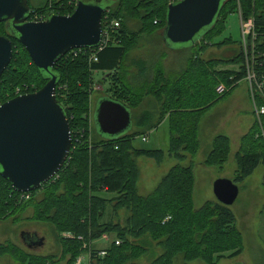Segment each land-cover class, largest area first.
Masks as SVG:
<instances>
[{
	"label": "trees",
	"instance_id": "16d2710c",
	"mask_svg": "<svg viewBox=\"0 0 264 264\" xmlns=\"http://www.w3.org/2000/svg\"><path fill=\"white\" fill-rule=\"evenodd\" d=\"M104 1H109L112 5L102 17V30L111 22H119V29L111 35L112 42L100 50L95 48L71 51L60 59L53 69L58 78L56 101L67 117L72 136V149L66 164L57 179L29 193L30 200L19 204L16 198L21 194L14 192L0 177V210L9 212L15 209L23 213L31 206L34 214L32 220L50 224L57 238L62 240L60 259L56 260L55 255L41 256L21 247H15V251L13 249L11 252L7 247L0 246V260L6 258L11 264H58L61 258L68 257L66 263L73 264L76 258L84 253V244L100 239L103 234H110L118 238L121 244L109 246L107 256L98 260L97 264H142L140 259L148 252L147 240L150 245L153 242L162 250V253L148 264H175L177 257H181L183 264H188L190 260L216 264L225 258L220 257V253L215 257V253L227 250L221 240L233 232V215L229 208L219 203L211 206L213 208L207 205V208L196 212L192 205L195 187L194 165L192 162L187 167L181 164L189 159L188 157L194 158L197 155L200 119L216 103V99L221 98L215 93L216 86L223 84L234 87L244 80L245 69L241 48L231 60L204 61L200 55L210 45L222 46L227 42L231 43L225 41L213 45V41L207 40L212 37L217 23L222 20V30L218 34L220 35L227 17L239 12L243 20H253L258 47H264V3L259 5L263 10L256 9V3L264 0H227L214 27L191 47L192 55L180 71L166 72L163 65L158 63V70L152 72L149 78L144 61L134 62L122 72L123 58L132 43L135 45L134 37L149 36L156 33L155 31L162 32L168 5L181 0ZM76 2L77 0H73L61 4V1L55 5L57 7H50L51 10L48 11V6L45 9L38 8L29 0L28 21L47 19L50 15H69L75 9ZM229 5L233 8L227 11ZM130 21L138 23L137 34L129 30ZM0 25L3 27L0 36L7 37L13 44L12 61L0 81L2 105L19 95L35 93L41 89V85L33 82V77L42 83V87L47 80L35 68L23 46L11 35L7 24ZM215 37L213 36L212 40ZM156 38L160 39V35H156ZM93 55L96 62L92 60ZM221 64L236 65L238 71L218 70V65ZM96 72L111 75L113 80L120 84L118 86H122L129 95V102L133 100L131 106L119 99H113L130 110L136 131L115 140H105L98 135V143L90 145L87 142V106L91 88L90 77ZM257 73L259 76L263 74L264 66L257 69ZM118 74L122 78H118ZM222 76L223 83H219L218 77ZM257 102L264 105L262 96H257ZM138 107L141 108L140 111ZM166 118L169 132L167 155L177 161V165L170 169L150 195L142 197L137 190L140 172L136 159L147 158L161 164L165 154L161 150H137L133 147V141L137 136L143 137L157 129ZM261 120L264 130V117ZM254 131L255 134H247L240 140L247 146L243 150L240 147L242 151L236 155L237 174L232 182L237 186L252 176L260 165L264 168V141L255 121ZM251 141H256V146ZM213 142V148L203 165L215 167L226 161L228 138L219 136ZM262 183L264 187V174ZM38 195L39 199H36L35 196ZM102 195L114 197L113 200H108ZM108 207H111L114 215L121 210L128 213L124 226L113 224L112 221L103 223ZM168 217L169 221L163 224ZM64 233L74 238H63ZM79 237L82 242L78 240ZM212 247L216 250L207 255ZM195 251L198 252L197 255L194 254ZM239 254L238 251L229 257L233 258Z\"/></svg>",
	"mask_w": 264,
	"mask_h": 264
},
{
	"label": "rangeland",
	"instance_id": "374dc122",
	"mask_svg": "<svg viewBox=\"0 0 264 264\" xmlns=\"http://www.w3.org/2000/svg\"><path fill=\"white\" fill-rule=\"evenodd\" d=\"M31 1L33 4L37 5L38 8L45 9L46 6H48L47 9L49 11L51 10L50 7H57L55 5L61 1V4H63L66 3V1L67 3H70L73 0ZM263 3L264 1H259L258 4L256 3V9L259 8V10H263L261 9ZM259 5L261 6L259 7ZM230 8H233V6L229 5L227 11H229L228 9ZM56 10H58V8H56ZM72 13L66 16H70L72 15ZM128 26L129 30L132 33L137 34V32L139 31L138 23L136 21L128 22ZM2 28V25H0V34L1 32H3ZM221 30L222 20L217 23L212 33V37H216L213 40L211 37L207 41H213V45H217L225 41H230L231 43L227 42L222 46H211L209 44L210 47L200 55V58L202 60H231L235 57L236 52H239L241 39L239 15L237 13L229 15L224 23V30L220 35H218ZM155 32L156 33H152L149 36H140L139 38L134 37L135 45L133 46L132 43L131 47L128 48V51L123 58L121 67L122 72L123 69H127L132 63L137 61L146 62V70L147 73H149L148 78L151 76L152 72L154 73L158 70V63H161L163 65L166 72L180 71L184 63L192 55L193 48L187 46H170L169 44L164 45L161 39L162 32ZM158 34L160 35V39L156 38V35ZM170 50L178 51L173 52ZM161 57L164 58L161 59ZM217 69L221 71L228 70L230 72H235L238 71V66L221 64L218 65ZM117 77L122 78V76H120L119 74ZM222 79L223 76L218 77L219 83H223ZM32 80L39 86L41 85V89L44 87H42V83L38 79L33 77ZM140 81H142V79ZM90 82V97L87 106V128L89 129L87 142L92 145L93 143L97 144L99 141L95 113L100 100L103 98L119 99L126 104H130L131 106L133 105V100L129 102V95L125 93L122 86H118L120 84H117L116 81L113 80L111 75L104 74L102 72H96L90 77ZM115 83L117 86H115ZM215 83L216 82L214 81L213 85H215ZM28 87L32 86L28 85ZM228 88L229 92L219 99L215 98L216 103L211 106L200 119L198 126L197 142L199 148L197 155L194 158L188 157L189 161L181 164L182 166L187 167L190 162H192V164L194 165V174L196 181L192 205L193 209L196 212L207 208V205H210V208L216 206L218 202L213 195V183L219 179L234 181L237 174L236 155L239 153V151L241 152L245 146H247V144L244 145L242 142H240V140L243 137H246L247 134L253 135L256 133V131H254L252 105L249 100V96L247 99L248 88L245 81L243 80L240 83L235 84L234 87ZM28 90L30 91V88H28ZM237 97L245 98L244 102L247 105V108H244L245 112H243L240 107H238L239 101ZM262 100L264 102V94L262 95ZM140 110L141 108L138 111ZM167 122L168 119L166 118L165 122H162L156 130L149 132L148 141H144V137L137 136L133 141V147L137 150H161L166 153L169 144ZM135 131L136 129L133 126L132 122V130L130 133H134ZM219 136H225L228 138L229 147L226 161L220 166L215 167L203 165L208 153L213 148L214 139ZM251 142L254 144V146H256V141ZM240 147L242 150H240ZM136 163L140 172L137 190L138 194L142 197L150 195L154 191L158 183L161 181V179L169 172V170L177 165V163L169 158L167 154H165L164 161L161 164H157L156 162L145 158L136 160ZM263 174L264 168L262 165H260L252 174V176L238 185V198L235 203L229 207V210L234 218V224L232 228L233 232H231V234L221 240L222 244L226 245L227 250H225L224 252L218 251L217 253H215V257L219 253L221 254L220 257H225L222 260H219L216 264H264V187L262 183ZM39 196L40 195L35 196L36 199H39ZM102 197L108 200H113L112 198L114 196L111 197L110 195H102ZM21 213L22 212H19L15 209L9 212H3L0 210V246L5 248L7 247L11 252H13V249L15 251V247H21L24 250L29 251L21 244L20 235L24 232H29L30 234L35 233L39 238L44 239V245L40 249L30 252L36 253L41 256L55 255L56 260H59L61 254L60 242L62 240L57 238V234L53 227L46 222L41 223L32 220L34 214L33 208H31V206H28L25 211L22 214ZM127 217L128 213L125 210L118 211V213L114 215L111 207H108L103 223L112 221L113 224L124 226ZM233 233H236L237 235H233ZM97 240L98 239L93 241V247H95V250H99L103 247L105 248L106 246H108L104 242ZM146 242H148L146 243L148 252L144 254L140 259V263L142 264H148L154 257L162 253L161 248H159L156 244L152 242V245H150L148 240ZM235 242L239 243L237 244ZM215 250L216 249L212 247L207 255H211V253L213 254ZM238 251L240 252L238 256L233 258L229 257ZM194 254L197 255L198 252L195 251ZM67 260L68 257H65L63 259L61 258V261L58 264H67ZM83 260L84 264H86V253L83 256ZM0 264H11V262L8 259L4 258L0 260ZM175 264H183L181 257H177V259L175 260ZM188 264L206 263L199 260H190Z\"/></svg>",
	"mask_w": 264,
	"mask_h": 264
},
{
	"label": "water",
	"instance_id": "95a60500",
	"mask_svg": "<svg viewBox=\"0 0 264 264\" xmlns=\"http://www.w3.org/2000/svg\"><path fill=\"white\" fill-rule=\"evenodd\" d=\"M227 0H181L168 5L164 45L193 47L214 27ZM109 1L77 0L70 16L50 15L43 22H29V0H0V24L26 50L47 83L42 89L20 95L0 105V177L17 193H32L52 181L66 164L72 147L69 122L56 101L57 62L69 52L95 49L102 39V17ZM176 52L178 50H170ZM13 57L10 39L0 36V81ZM98 135L105 140L121 138L132 130L130 110L110 98L100 100L96 113ZM216 201L229 208L239 188L230 180L212 185ZM21 244L40 249L44 239L24 232Z\"/></svg>",
	"mask_w": 264,
	"mask_h": 264
},
{
	"label": "built area",
	"instance_id": "2783aa9c",
	"mask_svg": "<svg viewBox=\"0 0 264 264\" xmlns=\"http://www.w3.org/2000/svg\"><path fill=\"white\" fill-rule=\"evenodd\" d=\"M240 18V30H241V39H240V48L244 58V69H245V78L244 81L248 88V96L252 105L253 118L256 124L260 129V137L264 141V130L262 129L261 119L264 117V105H259L257 102V96H262L264 92V73L260 76L257 73V69L264 66V47H258L257 35L254 30V22L252 19L243 20L241 17V13L239 12ZM45 18L34 19L33 22H43ZM31 22V21H30ZM119 29V22H111L108 26L102 30V39L99 50L112 42L111 35H113ZM263 45V43H260ZM92 60L96 62L95 55L92 56ZM229 92V88L223 84H219L215 88V93L218 97H222ZM19 90L16 91L18 95ZM20 96V95H19ZM145 141L146 138L144 137ZM57 179V176L53 179ZM16 198V202L22 203L30 200L29 193L22 194ZM169 217L166 218L163 222L166 223L169 221ZM63 238L73 239L70 234L64 233L62 234ZM79 241H83L80 237ZM104 242L106 245L105 248H101L99 250H95L93 247L94 243L91 242L89 244H84L82 246L84 253L81 254L73 264H84L83 256L87 254L86 264H97L98 260H103L107 256V249L111 245L120 246L121 241L110 234H103L100 239L97 241ZM96 241V242H97Z\"/></svg>",
	"mask_w": 264,
	"mask_h": 264
},
{
	"label": "crops",
	"instance_id": "0c3cea01",
	"mask_svg": "<svg viewBox=\"0 0 264 264\" xmlns=\"http://www.w3.org/2000/svg\"><path fill=\"white\" fill-rule=\"evenodd\" d=\"M237 99H238V101H239V106L238 107H240V109L243 111V112H245L244 111V108H247V105L245 104V102H244V99L245 98H243V97H241V98H239V97H237ZM247 99H248V95H247ZM253 121H254V118H253ZM163 122H165V121H163ZM154 130H156V129H154ZM153 131V130H152ZM151 132V131H150ZM148 136H149V133L148 134H146L145 136H143V137H145L146 138V141H148ZM169 141V140H168ZM168 150V149H167ZM164 154H167V151H166V153L164 152ZM168 156V155H167ZM169 157V156H168ZM164 158H165V155H164ZM169 158H171V157H169ZM138 159H140V158H138ZM138 159H136V160H138ZM145 159H147V158H145ZM172 159V158H171ZM148 160H151V159H148ZM172 160H174V159H172ZM151 161H154V160H151ZM163 161H164V159H163ZM189 161V159H187V160H185L184 162H188ZM155 162V161H154ZM174 162H176L177 163V161H175L174 160ZM191 163V162H190ZM137 164V163H136ZM176 166V165H175ZM170 171V170H169ZM162 180V179H161ZM195 181H196V179H195ZM160 183V182H159ZM158 183V184H159ZM158 186V185H157ZM156 186V187H157ZM156 189V188H155ZM154 189V190H155ZM238 264H243V263H238Z\"/></svg>",
	"mask_w": 264,
	"mask_h": 264
}]
</instances>
